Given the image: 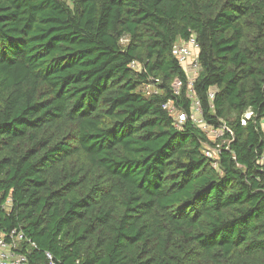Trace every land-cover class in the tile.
<instances>
[{
    "label": "trees",
    "instance_id": "1",
    "mask_svg": "<svg viewBox=\"0 0 264 264\" xmlns=\"http://www.w3.org/2000/svg\"><path fill=\"white\" fill-rule=\"evenodd\" d=\"M191 37L216 169L164 109L189 116ZM263 117L264 0H0V232L28 264H264Z\"/></svg>",
    "mask_w": 264,
    "mask_h": 264
},
{
    "label": "built area",
    "instance_id": "2",
    "mask_svg": "<svg viewBox=\"0 0 264 264\" xmlns=\"http://www.w3.org/2000/svg\"><path fill=\"white\" fill-rule=\"evenodd\" d=\"M198 44L194 37H191L188 41H178L171 49V55L178 62L180 68L183 70L186 77V98L190 101L189 116L184 113L180 116L181 119L174 120L175 128L179 129L187 121L191 123L195 128L200 130L206 137L207 141L213 144V147L204 146L202 151L203 156L209 159L212 163L211 166L217 168V157L222 148H226L230 142L227 135H231V130L224 123H219L217 125H209L204 121L202 117V111L199 105V101L195 97L193 84L199 77L201 72V67L198 61ZM136 65L132 64L131 67L134 68ZM158 80H153L152 84L144 85V87H154L153 91H146L148 94L156 91L155 85ZM182 88V82L175 80L172 84V89L176 96H179L180 90ZM209 99H213V93L210 91ZM172 105V107H170ZM164 109L171 115L177 108L171 102L164 105ZM252 116L251 112H246L244 118L241 120V125L245 124L246 120H249ZM172 117V115H171ZM259 132L261 133L263 140V149L257 158V163L259 166L264 167V117L259 121ZM24 243H29L26 241L24 235L16 230L9 233L0 232V264H28L27 258L22 254L21 245ZM34 247L33 244L30 245ZM48 259L50 256L47 255Z\"/></svg>",
    "mask_w": 264,
    "mask_h": 264
},
{
    "label": "rangeland",
    "instance_id": "3",
    "mask_svg": "<svg viewBox=\"0 0 264 264\" xmlns=\"http://www.w3.org/2000/svg\"><path fill=\"white\" fill-rule=\"evenodd\" d=\"M123 42H124V41H123ZM125 42H126V41H125ZM135 67H136V66H135ZM137 69L139 70L140 67H137ZM153 88H154V87H152V86L149 87V88H146V87L143 86L141 90H142V91H147V90H148V91H153ZM185 97H186V96H185ZM170 107H172V105H170ZM182 114H183V112H181L180 110H177V109L174 110L173 113H171L172 118H173L174 120H176V121L179 120V119H181L180 116H181Z\"/></svg>",
    "mask_w": 264,
    "mask_h": 264
}]
</instances>
